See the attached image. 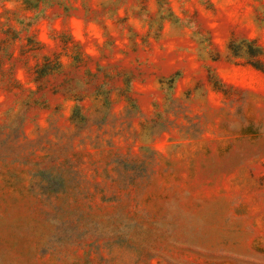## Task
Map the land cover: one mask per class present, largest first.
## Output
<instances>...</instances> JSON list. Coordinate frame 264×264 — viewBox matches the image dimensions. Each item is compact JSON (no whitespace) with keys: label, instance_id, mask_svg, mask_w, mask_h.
<instances>
[{"label":"rangeland","instance_id":"rangeland-1","mask_svg":"<svg viewBox=\"0 0 264 264\" xmlns=\"http://www.w3.org/2000/svg\"><path fill=\"white\" fill-rule=\"evenodd\" d=\"M0 264H264V0H0Z\"/></svg>","mask_w":264,"mask_h":264}]
</instances>
